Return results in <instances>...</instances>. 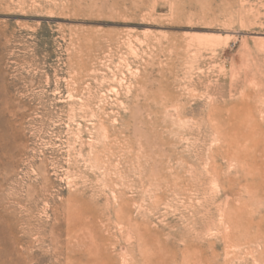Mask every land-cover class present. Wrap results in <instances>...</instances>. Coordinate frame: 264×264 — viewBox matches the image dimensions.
Returning a JSON list of instances; mask_svg holds the SVG:
<instances>
[{
	"label": "rangeland",
	"instance_id": "374dc122",
	"mask_svg": "<svg viewBox=\"0 0 264 264\" xmlns=\"http://www.w3.org/2000/svg\"><path fill=\"white\" fill-rule=\"evenodd\" d=\"M0 264H264V0H0Z\"/></svg>",
	"mask_w": 264,
	"mask_h": 264
}]
</instances>
